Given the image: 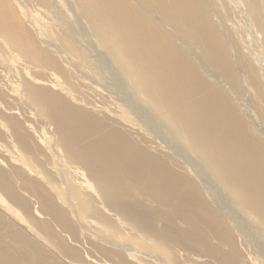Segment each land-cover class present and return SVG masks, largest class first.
Instances as JSON below:
<instances>
[{
	"label": "bare ground",
	"instance_id": "obj_1",
	"mask_svg": "<svg viewBox=\"0 0 264 264\" xmlns=\"http://www.w3.org/2000/svg\"><path fill=\"white\" fill-rule=\"evenodd\" d=\"M12 1L0 264H264V0Z\"/></svg>",
	"mask_w": 264,
	"mask_h": 264
},
{
	"label": "rangeland",
	"instance_id": "obj_2",
	"mask_svg": "<svg viewBox=\"0 0 264 264\" xmlns=\"http://www.w3.org/2000/svg\"><path fill=\"white\" fill-rule=\"evenodd\" d=\"M19 1V0H18ZM24 0H21V2L22 3H25V2H23ZM208 2H209V4L211 5V1L210 0H208ZM15 4V2H13L12 0H4V3H3V6H4V8H5V11L6 10H11V9H13L12 10V12L14 11V10H16V4ZM64 5L62 4V7H63ZM9 7V8H8ZM3 7L1 6V4H0V46H3V41H8V33L11 31V27H12V25H13V16L15 15H13V16H11V15H3V13H2V9ZM17 11V10H16ZM8 12V11H7ZM20 95H16L14 98H16L17 99V102H18V104L19 103H21L22 102V98L21 97H19ZM118 105L120 106H118L117 108H116V112H117V114L118 115H123V116H125L124 115V113H125V108H123L122 106H121V104L120 103H118ZM4 109H6V111L5 112H2V111H4ZM0 113L3 115H1L0 114V116L1 117H10V118H12L13 116H11L10 115V113H11V110H9L8 109V106H5V105H0ZM15 117V116H14ZM16 117H19V115H17ZM21 119H23L24 121H25V124L28 122V121H30L31 120V116H30V114H27L26 113V118L24 119V118H22V117H20ZM136 121V120H135ZM137 122V121H136ZM3 124L5 125V126H8L9 127V125H8V123L5 121V119L3 120ZM137 125H138V123H136ZM140 127V126H139ZM9 129H10V127H9ZM26 129H28L29 131L31 130L32 132H33V138L35 139V140H37L38 139V137H40L41 136V134H40V132H41V128H39V129H37V127L34 125V124H32V127L30 128V127H26ZM144 129V128H143ZM142 129V132L144 131ZM48 131L50 132L49 133V136L51 137V139L53 140V141H55V134H54V131H53V129H52V127L50 126V128L48 129ZM140 131V130H139ZM147 137H151V134H149V133H147ZM4 136H6L7 137V139H5V138H2V137H4ZM36 136H37V139H36ZM2 137H0V142H1V144L2 145H4V146H6V147H8L9 145H10V142H9V140H11L10 138H9V135L8 134H4ZM44 147H45V144L42 146V148H43V150H44ZM3 161H5V155H1L0 156V187L2 186V185H5V186H10V187H14V188H20V187H22V186H24V185H28V184H31V183H33L34 182V178H32L31 179V176H29L26 172H23V171H16V172H14V173H12L11 175H7V174H5L4 172H3V170H2V163H3ZM32 165L35 167V169H40V166L37 164V163H35V162H33L32 163ZM64 172H66V171H64ZM34 216H36L37 217V214L34 212ZM50 232H51V234H54L56 231L55 230H52V229H50ZM64 246H68V244H66V243H64V242H61ZM152 243L153 244H155V245H153V247H152V249L151 250H153L154 248H155V246H157V249H159L158 250V253L161 255V257L168 263V264H174V262L176 263V261L178 262V263H180V264H200L201 263V260H205L204 258L202 259V258H198L197 259V257H195V256H191V255H188V254H186V253H184V252H180V251H177L178 250V248L176 249V247H171V250H170V247H169V249H168V246H165V244H163V243H154V242H148V244L149 245H152ZM190 244H192L191 242H190ZM240 244V243H239ZM150 248V247H149ZM143 249L146 251V250H148V249H145V247H143ZM173 249V250H172ZM83 250H84V248H83ZM157 251V250H156ZM167 251V252H166ZM240 251H241V253H242V255L243 254H245L246 255V253L245 252H247L246 251V249H245V247L243 246V245H240ZM172 252V253H171ZM177 252V253H176ZM78 253H79V256L78 257H75V263H78L77 261H79V263L80 264H82V263H85V262H88L87 261V255H86V253L85 252H83V251H81V250H78ZM174 253V254H173ZM179 253H183L182 255L180 254V256L178 255ZM173 256V257H172ZM111 260V262H110V264L112 263V264H124L125 262V264H127L128 262H129V264H151V263H149V262H146L145 260H142L141 258H139L138 259V257H137V259H134L133 261L132 260H130V259H127V260H129V261H123V260H121V259H119V258H112V259H110ZM113 260V261H112ZM176 260V261H175ZM118 263H117V262ZM130 261H131V263H130ZM202 262H204V261H202ZM88 264H92V263H89L88 262Z\"/></svg>",
	"mask_w": 264,
	"mask_h": 264
}]
</instances>
